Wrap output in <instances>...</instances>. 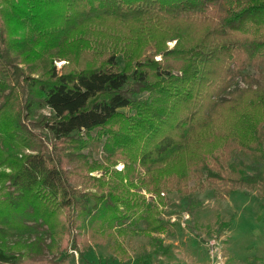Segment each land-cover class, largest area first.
<instances>
[{
    "label": "trees",
    "instance_id": "16d2710c",
    "mask_svg": "<svg viewBox=\"0 0 264 264\" xmlns=\"http://www.w3.org/2000/svg\"><path fill=\"white\" fill-rule=\"evenodd\" d=\"M193 179L264 198V0H0V264H69L127 220L164 233L162 194Z\"/></svg>",
    "mask_w": 264,
    "mask_h": 264
},
{
    "label": "rangeland",
    "instance_id": "374dc122",
    "mask_svg": "<svg viewBox=\"0 0 264 264\" xmlns=\"http://www.w3.org/2000/svg\"><path fill=\"white\" fill-rule=\"evenodd\" d=\"M174 43L170 42V47ZM55 64L59 70H63L68 61L57 59ZM258 71L256 67H248L246 70L252 74ZM147 96L148 93H142L136 97ZM121 110L128 113L127 108ZM50 111L44 105L38 108L36 116L29 120V128L51 148L53 134L36 125L39 116L50 114ZM92 133H97V130ZM81 152L89 153L90 159L99 161L104 155L101 144L98 151ZM123 167L124 163L120 162L116 169L121 170ZM248 173L252 174L253 171L249 170ZM91 175L98 177L101 170H94ZM189 185L192 191L188 195L176 192L162 194V200L166 203L161 215L166 224L164 233L146 236L141 233L147 227L144 220H138L135 224L127 220V234L116 235L105 245L92 244L87 247L82 243L76 250L71 244L68 248L71 255L69 264H264V198L258 195L259 188L238 186L233 194L227 196L219 185L196 189L194 179ZM138 191L150 204L160 200L145 189ZM22 239L26 242L35 241V237L30 235ZM45 242L41 248L43 254L39 256L51 259L57 254L52 255L47 247L51 242L49 236L45 237ZM117 243H121L129 252L130 257L124 263L120 262L112 249ZM26 251L23 249V252Z\"/></svg>",
    "mask_w": 264,
    "mask_h": 264
},
{
    "label": "built area",
    "instance_id": "2783aa9c",
    "mask_svg": "<svg viewBox=\"0 0 264 264\" xmlns=\"http://www.w3.org/2000/svg\"><path fill=\"white\" fill-rule=\"evenodd\" d=\"M214 264H220V263L218 262V263H214Z\"/></svg>",
    "mask_w": 264,
    "mask_h": 264
}]
</instances>
